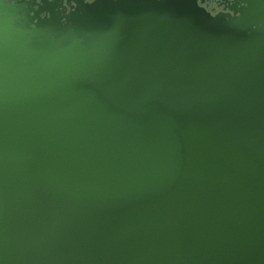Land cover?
Instances as JSON below:
<instances>
[{
	"label": "water",
	"instance_id": "water-1",
	"mask_svg": "<svg viewBox=\"0 0 264 264\" xmlns=\"http://www.w3.org/2000/svg\"><path fill=\"white\" fill-rule=\"evenodd\" d=\"M0 264H264V0H0Z\"/></svg>",
	"mask_w": 264,
	"mask_h": 264
},
{
	"label": "flooded vegetation",
	"instance_id": "flooded-vegetation-1",
	"mask_svg": "<svg viewBox=\"0 0 264 264\" xmlns=\"http://www.w3.org/2000/svg\"><path fill=\"white\" fill-rule=\"evenodd\" d=\"M235 2L236 0H198V3L212 15H218L220 13L233 14Z\"/></svg>",
	"mask_w": 264,
	"mask_h": 264
}]
</instances>
